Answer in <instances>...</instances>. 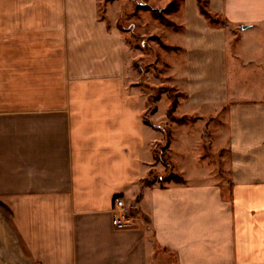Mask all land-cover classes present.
Wrapping results in <instances>:
<instances>
[{
	"label": "crops",
	"instance_id": "crops-1",
	"mask_svg": "<svg viewBox=\"0 0 264 264\" xmlns=\"http://www.w3.org/2000/svg\"><path fill=\"white\" fill-rule=\"evenodd\" d=\"M203 1L218 24L199 0L171 25L147 8L175 0H0V218L19 263L264 264V0ZM135 37L160 39L155 67L135 66ZM148 86L181 95L174 118ZM118 195L140 210L126 230Z\"/></svg>",
	"mask_w": 264,
	"mask_h": 264
},
{
	"label": "rangeland",
	"instance_id": "rangeland-1",
	"mask_svg": "<svg viewBox=\"0 0 264 264\" xmlns=\"http://www.w3.org/2000/svg\"><path fill=\"white\" fill-rule=\"evenodd\" d=\"M138 1H140V0H138ZM141 1H144V0H141ZM175 2H177V0ZM133 5L135 8L136 2ZM163 16H164V14H163ZM120 23H121V27L123 28V19L121 20ZM131 43L133 45H137V46L141 47L145 53L150 54V56L147 57V60H145L143 62H139V63L137 62V64H135V66L137 68L149 69L151 66L155 67L157 65L156 64V62H157L156 61V51L160 50V48H162L161 47L162 43H161L159 38L150 37V38H144V39L139 38L138 39L137 37H135V38L131 39ZM159 69H161L163 71L164 68H163V66H161V68H157V71ZM155 75H158V73L156 72ZM148 88L152 90L151 91L152 103L154 102L152 105L155 104L154 100L163 94H167L174 101L178 100L179 97L181 96L180 94L175 93L176 90L172 89L169 86H160L158 88L148 86ZM153 107L154 106L149 108L147 114L153 110ZM169 117L174 118L173 115H172V117L171 116H169ZM147 118H148V116H146V119ZM163 147H164V144H159L158 146L155 147V151H157V153L155 155L156 156L158 155V158H160L161 156H163V154H165V151H163V153H162ZM166 153L168 154L167 151H166ZM158 176H159V174H158ZM167 176H168V174L166 172V174H164V178H167ZM151 178H152V176H151ZM0 214H2L1 211H0ZM0 216H3V219H4V217L6 215H0ZM3 219L0 218V220H3ZM5 224L6 223L4 222V220L0 221V264H24L25 263L24 258H22L21 263H19L17 261L16 257H14L13 252H11L9 254L10 251H7L8 250V244H9L7 237L9 234H8V228H7V226H5Z\"/></svg>",
	"mask_w": 264,
	"mask_h": 264
},
{
	"label": "trees",
	"instance_id": "trees-1",
	"mask_svg": "<svg viewBox=\"0 0 264 264\" xmlns=\"http://www.w3.org/2000/svg\"><path fill=\"white\" fill-rule=\"evenodd\" d=\"M176 1V0H175ZM199 4H200V10H201V13L203 14V16H205L207 19H209L210 20V23H212V24H218L219 22L206 10V2L205 1H203V0H199ZM176 5H177V2H173L170 6H168L167 8H165V9H161V10H158V9H151V8H147V9H150L151 10V12H153L159 19H161V21L164 23V24H168V25H171V24H169V22L168 21H166L165 19H164V16H163V14H164V12H169V11H171V10H173V9H175L176 8ZM177 101V100H176ZM176 101H173V106H172V108H171V110H170V112H169V116H171L172 117V112L175 110V107H176ZM163 151H165V154H163V156H161L160 158H158V155H157V160H159L161 163H163L164 164V166L168 169V176H167V178L166 179H164L165 180V182L166 181H175V182H177V183H184V181L185 180H183L182 178H180V177H178V176H176V175H174L173 173H172V165L170 164V160H169V155L166 153V151H167V147H163V149H162V153H163ZM156 153H157V151H155ZM151 176H152V179L150 180V179H147V180H145L146 181V183L147 184H149V185H152L155 181L154 180H156V175L155 174H151Z\"/></svg>",
	"mask_w": 264,
	"mask_h": 264
},
{
	"label": "built area",
	"instance_id": "built-area-1",
	"mask_svg": "<svg viewBox=\"0 0 264 264\" xmlns=\"http://www.w3.org/2000/svg\"><path fill=\"white\" fill-rule=\"evenodd\" d=\"M135 201H128L124 196L118 195L113 201V226L118 230H126L133 226L140 210Z\"/></svg>",
	"mask_w": 264,
	"mask_h": 264
}]
</instances>
